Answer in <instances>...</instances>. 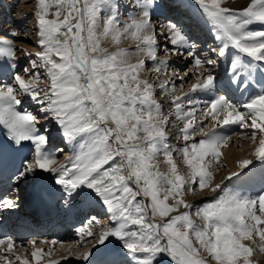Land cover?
<instances>
[{
	"label": "snow or ice",
	"instance_id": "snow-or-ice-1",
	"mask_svg": "<svg viewBox=\"0 0 264 264\" xmlns=\"http://www.w3.org/2000/svg\"><path fill=\"white\" fill-rule=\"evenodd\" d=\"M34 16L39 50L0 38V224L25 197L65 216L99 206L111 226L93 232L101 221L92 216L75 229L78 246L95 240L76 254L82 264H255L251 257L264 253V0L240 9L230 0H36ZM185 26L207 29L215 46L205 57ZM124 41L134 49L120 47ZM161 48L204 69L189 93L172 97L167 115L141 78L148 61L167 70ZM221 62L223 79L214 70ZM169 83L159 85L163 94ZM229 91L244 99L234 102ZM198 92L223 94L201 102ZM197 112L214 121L208 132ZM172 116L183 123L179 149L165 130ZM233 125L252 145L250 158L216 182L211 168L223 167L231 138L218 129ZM161 155L167 173L158 170ZM185 191L202 202L189 203ZM27 243L31 259L9 255L16 242L0 238V264H41L51 253Z\"/></svg>",
	"mask_w": 264,
	"mask_h": 264
},
{
	"label": "bare ground",
	"instance_id": "bare-ground-1",
	"mask_svg": "<svg viewBox=\"0 0 264 264\" xmlns=\"http://www.w3.org/2000/svg\"><path fill=\"white\" fill-rule=\"evenodd\" d=\"M7 1L9 2V0H6V1L0 0V5H3L6 10H8V8H10V9L12 8L11 6L8 7L9 4L7 5V3H6ZM10 1H12V0H10ZM27 2L28 1H26V0H22L18 4L17 9H16V4L17 3L15 5L11 4L14 9L11 12V15L12 16H10V13L7 14V15H9V17H8L9 18V21L8 22H11L12 25H14V24L15 25H21L23 22H26L27 18L26 19H19L18 17H20V16H22L24 14H27V17H28L29 13H31L30 10H28V8L30 7V5H27ZM248 2H249V0H230L231 6L233 8H235V9L236 8L239 9V8L245 7ZM33 4H36V1ZM165 14L166 15H171L172 18H173V20L174 21L176 20L173 13H168L167 10H165ZM5 17L6 16H4L3 18H5ZM1 21H2V19H1ZM159 21L166 22V21H164V17L163 16H160L159 17ZM180 23L183 24L184 22L181 21ZM184 30H185L186 34L189 35L190 38H194L196 40L198 48L201 49L200 55H201L202 58L205 57L208 54L207 53V49L209 48V46H215L214 43H213V40H212L211 36L208 34V31H207L206 28H203V29L202 28H194L193 29V28H188V27L185 26ZM158 31H159V29H158ZM158 39H159V43L161 45H163L164 44L163 39L162 38H159V37H158ZM125 44L126 45H130V47H132V49H134V45L130 44L128 41H125ZM169 47H170V45H169ZM176 57H178V56H169V55H166L165 52H164V50L161 48L160 51H159V59L167 60L168 61V68H167V70H165L164 68H161V72H163V71L167 72L168 71L169 73H167V75L166 74H163L165 76L163 77V75H162L161 78L160 77L154 78L153 76L150 78L151 81L153 79V81H155L158 84V89H159L158 92H159V94H162V96H164V99H166V101H168L167 107H169L170 110L172 109V97L173 96H180V95H178L179 94L178 93L179 90H177L176 88H174V84H175V82H174L175 81L174 80V76H176L177 77L176 80H178L180 82H184L186 80V77H185V80L184 81H181L180 79H178L179 76L183 75L184 72L182 70L184 68H181L180 71L177 72V74H173L172 75L171 73H172L173 67H175V68H179L181 66L182 67H185L188 64V62L192 63L193 68L188 69L189 75L187 76L188 79H189V77L191 75L193 76V83L192 84H194V83L197 82V80H196L197 75L200 76L201 73L204 72V69L203 68H196L194 66L191 58H186V57L184 58L183 57V58H181V60L183 59V61H179L178 59H176ZM135 59L136 58L133 57V62H135ZM148 63L150 64L149 66L151 67L152 66V62L151 61H148ZM226 67H227V64L224 63V62H221L220 65H219V67L216 68V69H214L216 72L219 73V76H220L221 79L224 78V72H225ZM153 75H155V74H153ZM150 80L148 81L149 83H151ZM165 81H170L169 86H168V89H170L171 91H170V94H167V95L166 94H163L161 88L159 87V85L161 83L165 82ZM188 83H190V82H188ZM192 84H188V86L185 85V86L188 87L187 88L188 89V93L191 90V85ZM220 94H223V93L217 92L215 94H211V93L206 94V93H199L198 92V93L193 94V98L196 99V100H199V101L203 102V101H207V100H210L211 98H213V95H220ZM229 94H230V96L232 98H235V102H241L244 99V97H241L238 92L229 91ZM181 96H183V95H181ZM236 98H237V100H236ZM161 102L162 101L160 100L159 103H161ZM196 120L199 123V122H201L202 118L200 119V117H199V118H196ZM169 123L172 125L173 129L175 130L174 133L173 132L172 133L175 135L174 137H176V140L182 142L181 144H184V141L182 139L181 133L179 131L180 128L183 127V123L180 122V121H176L174 116H172L170 118ZM213 123H214V121L206 122V124H205L206 126L204 127V130L206 129L207 132L209 130H211ZM173 124H175V126H173ZM218 132L220 134H225V133L226 134H229L231 138L228 141L227 146L221 148L222 155L220 157V161H221L223 167H217V168H215L216 170L213 172L214 178H215V181L216 182H219L220 179L223 176L227 175L229 172L236 170L238 161H240L242 159H245V158H250L249 157V153H250V150L252 148V145L250 144V142L247 139L242 138V136H241V130L237 126H235V125L226 127L224 129H218ZM198 134L197 135L200 136V139H201L203 137V133H198ZM197 135L194 137L196 140H197ZM234 141L236 142V144H232ZM180 142L178 143L179 145H180ZM66 152H67V148H65V153ZM63 156H65V155L63 154ZM87 210H89V209L88 208H84V210H83V212H81V214L85 213ZM91 210H93L91 212L92 213V216H96L97 214H99V216H101L102 214H100V213H103L104 212V210L102 208H100L99 206H97V207H95V208H93ZM29 213H31V212H29ZM72 214H71V216H72ZM79 214H76L75 215L77 219L80 216ZM29 215L30 216H34L33 214H29ZM102 225L103 224L101 222V224L99 226H102ZM99 226L97 225V228ZM43 231H47V230L46 229H43ZM67 245H69V244L60 245L58 248H56V249H60L59 251H61V252L60 253H57V254H59L61 256L59 257V260H55V261H61V264H76L77 262H82L81 260H77L76 259V254H77L76 252L74 253V252H72V250L67 249ZM37 247H39V246H37ZM31 251H32V249H27V252L30 255H31ZM45 252H48V250H45ZM257 252L258 251H256V253H255L256 256H258V257H260L261 255L264 256V254H259ZM64 257H68V260L70 262L67 261V260H63L62 258H64ZM41 264H48V262H46L44 260V258H43L42 261H41Z\"/></svg>",
	"mask_w": 264,
	"mask_h": 264
},
{
	"label": "rangeland",
	"instance_id": "rangeland-1",
	"mask_svg": "<svg viewBox=\"0 0 264 264\" xmlns=\"http://www.w3.org/2000/svg\"><path fill=\"white\" fill-rule=\"evenodd\" d=\"M4 1H6V0H4ZM22 0H12V1H10L9 0V2L7 1L6 3H7V5H8V7H12L11 9L10 8H8V10H6L5 8H4V6L3 5H0V38H6V39H8V40H10V41H14V45H15V48L16 49H21V48H27V51H29V52H35V51H37V50H39L38 49V47L33 43V41L36 39V35H35V21H36V18H35V16H34V8H35V4H33L35 1L34 0H26V1H28L27 2V5H30V7L28 8V10H30V12L31 13H29V15H28V17H27V20H26V22H23L21 25H12L11 24V22H8L9 21V15H7L8 13H10V16H12L11 15V12L13 11V6L11 5V4H13V5H15L16 3V9H17V7H18V4L21 2ZM33 5V6H32ZM4 8V9H3ZM10 9V10H9ZM237 9V8H236ZM240 9V8H239ZM9 11V12H8ZM53 11H54V9H53ZM6 13V14H5ZM5 14V15H4ZM4 16H6L5 18H3ZM1 19H2V21H1ZM4 20V21H3ZM11 25V26H10ZM24 30H27V33H28V36H27V38H25V36H24ZM12 31H17L18 33H19V35L17 36V37H12L11 36V32ZM104 47H106V48H108L109 49V51H115L116 50V48L115 47H113L111 44H109V43H105L104 45H103ZM120 47H122V48H128V49H132V47H130V45H126L125 44V41L124 42H122L121 43V45H120ZM22 53H20L19 51L17 52V55L18 56H22L21 55ZM181 58H183V57H176V59H178L179 61H183V59L181 60ZM185 58V57H184ZM133 59V58H132ZM19 63H20V65H21V67H23L26 63H27V60L26 59H21L20 61H19ZM150 64L147 62V68H146V70L145 71H143L142 73H141V78L142 79H146V80H150V78L153 76L154 78H157V77H160L161 78V76L163 75V74H166L167 75V73H169L168 71L167 72H165V71H163V72H161V70L159 71V72H155V71H153L152 70V66L150 67L149 66ZM175 67H173V69H172V75L173 74H177V72L178 71H180V69L181 68H184L182 71L183 72H185V71H187L188 72V69H191V68H193V65H192V63H190V62H188V64L185 66V67H179V68H175ZM175 70V71H174ZM178 70V71H177ZM152 73V74H151ZM145 74V75H144ZM153 74H155V75H153ZM165 75H163V77H164ZM198 76V75H197ZM196 77V76H195ZM169 78V77H168ZM176 76H174V82H175V84H174V88H176L177 90H179V94L178 95H184L185 93H188V84H192L193 83V76L191 75L190 77H189V79H188V77H186V80L184 81V82H180V81H178V80H176ZM191 80V81H190ZM150 82L151 83H153V85H154V89H155V99H157V102H159L160 100L162 101L160 104H161V106H162V112L165 114V115H167L168 113H169V111H170V108L169 107H167V105H168V101H166V99H164V96H162V94H159V92H158V84L155 82V81H153V79H152V81L150 80ZM188 82H190V83H188ZM185 85H187V86H185ZM168 86H169V84H168ZM180 88V89H179ZM181 93V94H180ZM184 93V94H183ZM229 95V99H232L234 102H235V98H232L231 96H230V94H228ZM203 105V103H201L200 104V109H203V107H204V105ZM26 107H28V105L26 104L25 105ZM33 110H34V108H33ZM200 117V119L202 118V120L201 121H203L205 124H206V122H211L212 120L210 119V118H207V117H204V116H202V114L200 113V112H197V114H196V118H199ZM171 118V117H170ZM205 120V121H204ZM166 132H167V134H168V142L173 146V148H176V149H179V148H182V147H184V144H181L182 142H180V141H177L176 140V137H174L175 135L173 134L174 133V129H173V127H172V125L169 123L167 126H166ZM204 132H207V130L205 129V130H203ZM173 132V133H172ZM199 135V134H198ZM197 135V140L196 141H199L198 139H200V136H198ZM243 138V137H242ZM246 139V138H245ZM177 141V142H176ZM180 142V145L178 144ZM232 144H236V142L234 141ZM66 148V147H65ZM67 153V152H66ZM64 158H65V156H63V154H61L60 156H59V160L60 161H63L64 160ZM173 158H174V161H175V163H176V165H177V168H178V170L183 174V173H185L186 171H187V168H186V165L183 163V159H182V155L181 154H179L178 152H174V154H173ZM181 159V160H180ZM157 166H158V170L161 172V173H167L168 172V165L164 162V158H163V156L161 155L160 157H159V159H158V161H157ZM215 168H217V166H215V164L213 165V167L211 168V171L212 172H214L216 169ZM211 197H212V194L209 192V193H207L206 194V196L204 197V199H211ZM184 198L189 202V203H191V204H193V205H197V204H199V203H201L202 202V198H201V196L199 195V193H197V194H195V195H193V194H191V193H188L187 191H185V194H184ZM91 211H93V210H90V212ZM100 214H102L101 216H99V214H97L96 215V217H98L99 218V220L102 222V226H99L98 228H97V225L95 224V223H93L92 225H90V228H91V230L93 231V232H95V233H99L100 231H101V229L103 228V227H105V226H111V225H109L108 224V216L103 212V213H100ZM193 218V220H194V222L196 223V224H201V221L198 219V218H196L195 216H193L192 217ZM86 221V220H85ZM84 223H86V222H84ZM83 223V224H84ZM83 224H81V226L83 225ZM94 228V229H93ZM78 239H79V237L77 236V233H76V231L74 232V236H72V237H70L67 241H66V243H65V245L66 244H69V245H67V249H69V250H72V252H76V253H83L84 251H87L88 249H90L91 248V246H92V244L93 243H95V240H93V239H91V238H86L87 240H88V242L87 243H84L83 244V246H78V244H77V241H78ZM69 242V243H68ZM258 242V241H257ZM60 249H54L53 251H52V254L48 257V259H45L44 258V260L46 261V262H48L49 261V259H51V260H59V257L61 256V255H59V254H57V253H60L61 251H59ZM258 251V250H257ZM56 253V254H55ZM257 253H259V254H264V253H260L259 251L257 252ZM55 254V255H54ZM46 257H47V255H46ZM251 259L255 262V264H264V256L263 255H261L260 257H258V256H256V254H254L253 255V257H251ZM67 261H69L68 259H67ZM72 261V260H71ZM70 262V261H69ZM76 264H82V262H77Z\"/></svg>",
	"mask_w": 264,
	"mask_h": 264
}]
</instances>
